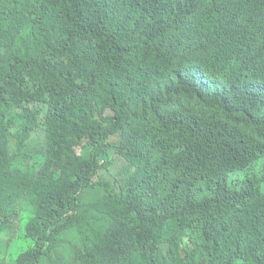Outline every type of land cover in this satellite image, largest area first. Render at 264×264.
Returning <instances> with one entry per match:
<instances>
[{
	"label": "trees",
	"instance_id": "trees-1",
	"mask_svg": "<svg viewBox=\"0 0 264 264\" xmlns=\"http://www.w3.org/2000/svg\"><path fill=\"white\" fill-rule=\"evenodd\" d=\"M0 237L1 264H264V0H0Z\"/></svg>",
	"mask_w": 264,
	"mask_h": 264
},
{
	"label": "rangeland",
	"instance_id": "rangeland-1",
	"mask_svg": "<svg viewBox=\"0 0 264 264\" xmlns=\"http://www.w3.org/2000/svg\"><path fill=\"white\" fill-rule=\"evenodd\" d=\"M44 132V130H43ZM45 137V136H44ZM40 158L34 157L32 162L30 164H24V165H17L13 167H9L8 170L12 172H21L27 170L30 173H36L37 170L40 168V166L43 163V159L39 160ZM114 160H117L115 162V165L112 167L113 173L116 172V170L120 167L121 162L118 160L117 156H114ZM174 226V225H173ZM10 241V244H9ZM79 243V240L77 241ZM9 244V245H8ZM21 245V240H13L10 238L8 241H6L5 237H0V264L2 263V258H12L15 256V253L17 251V248ZM4 264V263H3Z\"/></svg>",
	"mask_w": 264,
	"mask_h": 264
},
{
	"label": "clouds",
	"instance_id": "clouds-1",
	"mask_svg": "<svg viewBox=\"0 0 264 264\" xmlns=\"http://www.w3.org/2000/svg\"><path fill=\"white\" fill-rule=\"evenodd\" d=\"M22 32H24V33H22L20 36H23L24 37V35H25V33L27 34V35H29V33H30V31H31V28H30V26H28V27H25L23 30H21Z\"/></svg>",
	"mask_w": 264,
	"mask_h": 264
}]
</instances>
